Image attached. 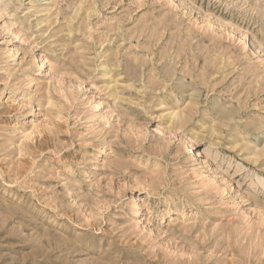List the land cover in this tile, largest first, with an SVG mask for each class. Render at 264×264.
Listing matches in <instances>:
<instances>
[{
  "label": "rangeland",
  "instance_id": "1",
  "mask_svg": "<svg viewBox=\"0 0 264 264\" xmlns=\"http://www.w3.org/2000/svg\"><path fill=\"white\" fill-rule=\"evenodd\" d=\"M0 264H264V0H0Z\"/></svg>",
  "mask_w": 264,
  "mask_h": 264
}]
</instances>
